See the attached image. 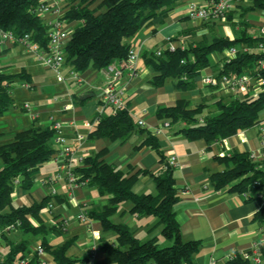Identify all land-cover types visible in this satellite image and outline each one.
<instances>
[{
    "label": "trees",
    "instance_id": "16d2710c",
    "mask_svg": "<svg viewBox=\"0 0 264 264\" xmlns=\"http://www.w3.org/2000/svg\"><path fill=\"white\" fill-rule=\"evenodd\" d=\"M41 0H0V30L10 31L17 37L29 34L31 41L44 50L47 45V26L35 9ZM255 2L253 9L264 8L262 0ZM178 0H68L67 10L60 20L63 24L79 22L74 27L70 39L64 48L65 65L71 66L75 74L88 68L104 70L109 65L122 69L132 47L124 41L138 33L147 23L161 24L173 11ZM96 4L94 9L90 6ZM228 17V15H227ZM175 40V39H174ZM170 39V41H174ZM256 40L247 36L246 31L239 38L215 37L210 41L202 38L174 51L167 48L144 58V63L153 71L151 84L161 87L168 81L174 83L177 90L190 91L195 88V78L200 72L212 66V56L222 55L230 47L247 46L253 48ZM256 54L238 52L236 58L225 63L220 58L216 64L217 75L238 76L251 69L259 58ZM19 76L0 73V115L13 108L12 84ZM213 90V89H211ZM207 107L206 102L191 106L186 101H177L168 107H159L156 117L170 120V125L184 124L177 132L189 140H204L207 144L219 142L248 130L256 125L259 115L264 111V96L258 99L231 98L226 103H215L216 114L200 118ZM135 132L145 134L140 146H148L162 161V169L150 174L155 184V194L136 195L131 187L137 174L128 176L102 159L104 151L83 159V166L76 169L81 181L87 180L99 195L107 196V204L100 209L86 212L89 220L98 221L105 232H113L116 244L103 241L99 249L103 258L95 264H194V255L200 243L183 241L179 226L175 220L173 206L176 204L177 190L174 182V168L169 165L159 150L154 134L138 127L126 108L108 116H99L88 138L108 141H125ZM55 130L52 126H31L14 136L12 142L0 146V229L15 226L24 237L40 236V245L44 248L48 264H76L85 260L67 256L73 240L53 246L47 236L64 233L60 225L47 223L42 210L49 204L54 205L56 196L49 194L39 202L16 207L12 203L15 189L29 191L33 186L38 168L50 161ZM225 165L222 172L210 176L215 190L227 189L238 196L247 195L244 202L255 201L256 194L264 189V171L258 170L247 152L233 151L227 156L216 158ZM145 173V172H144ZM259 182L253 187V181ZM129 202V213L136 217L150 216L162 227L161 236L170 242L160 248L156 240L141 242L123 224H115L111 217L117 212L118 205ZM32 221L36 225H32ZM252 221L264 223V208H260ZM3 233L0 244L7 248L5 264H11L16 258L23 257L32 241H8ZM259 255L264 262V246L259 247ZM36 264L35 260L31 262ZM226 264H251L249 260L236 255Z\"/></svg>",
    "mask_w": 264,
    "mask_h": 264
},
{
    "label": "crops",
    "instance_id": "0c3cea01",
    "mask_svg": "<svg viewBox=\"0 0 264 264\" xmlns=\"http://www.w3.org/2000/svg\"><path fill=\"white\" fill-rule=\"evenodd\" d=\"M59 4L62 12H65L68 0H61ZM203 4L204 0H178L163 23L149 22L126 39L124 42L137 52L136 68L133 72L122 68L117 84L133 122L154 134L165 160L171 157L175 160L173 175L178 200L173 212L182 240L200 243L194 255V264H226L227 258L248 253L253 245L264 246V223L252 221L259 210L257 202H244L226 188L215 190L210 176L225 169L217 157L227 156L233 151H253L257 147V138L248 136L247 130H244L225 139L224 143L207 144L202 139L193 141L178 133L184 124L162 127L161 120L155 114L159 107L172 106L177 101L196 106L207 101L211 89L200 86L197 77L194 80L195 88L190 91L177 90L171 81L154 87L151 84L153 71L144 63L145 57L166 49L168 38L175 39L172 41L175 46H186L202 38L222 37L218 26L236 22L235 17L244 21L242 19L249 12L264 11V8L253 9L255 2L248 0L232 9L224 23H201L187 18L190 5ZM95 7L96 4H93L89 9ZM260 17H264V14ZM244 23L245 31L247 26L255 29L252 36H248L254 39L264 20L257 24L250 21ZM78 25L79 22H71L67 27L73 30ZM225 38L236 39L227 31ZM220 58L212 57V66L206 72L215 71ZM72 72L71 66L66 64L57 74L24 47L11 43L0 45V73L20 75L12 84L13 108L0 115V146L12 142L17 133L33 125L41 128L57 125L61 137L74 147L76 156L84 159L104 151L102 159L105 163L128 176L138 173L131 187L134 194H155V184L150 174L159 172L163 163L150 147L140 146L145 134L135 132L125 141L88 138L99 116L113 114L110 107H104L101 103V93L112 80L111 76L104 70L88 68L82 73H74L78 77L76 80ZM25 105L29 106V110L25 109ZM139 122L143 125L139 126ZM232 138L236 139L232 141ZM52 146L55 147L53 141ZM56 175V165L46 162L38 168L29 191L15 189L12 203L19 207L39 202L49 194L56 196L52 210L50 213L42 212V217L49 224L63 219L67 223L64 233L59 236L50 234L52 237L47 236L48 242L56 246L73 240L67 256L85 260L76 264H95L103 258L99 249L101 240L116 244V236L113 232L103 231L98 221L89 220L88 224L80 220L79 213L104 207L108 197L99 195L97 189L88 184L76 187L72 197H68L63 179L48 182V177ZM130 207L129 202L119 204L111 221L125 225L141 242L156 240L159 246L164 247L170 244L161 236L162 227L155 218L131 215ZM92 232H97L98 237H94Z\"/></svg>",
    "mask_w": 264,
    "mask_h": 264
},
{
    "label": "built area",
    "instance_id": "2783aa9c",
    "mask_svg": "<svg viewBox=\"0 0 264 264\" xmlns=\"http://www.w3.org/2000/svg\"><path fill=\"white\" fill-rule=\"evenodd\" d=\"M246 1L248 0H204V4L201 6L190 5L188 7L187 18L201 23H224L227 14L236 6L243 4ZM35 13L40 16L47 26V45L44 50L40 49L36 43L31 41L29 34L17 37L10 31L2 30H0V45L11 43L13 45L22 46L28 52L34 54L37 59L41 60L45 67L58 74L60 69L65 65L64 48L70 39L72 30L67 27V24H63L60 20L63 12L58 0H41L35 9ZM254 39L256 40V45L253 48L247 46L230 47L225 49L220 56L222 61L229 63L236 58L238 52L259 55L260 57L256 60L251 69L238 76H228L225 74L217 75L215 71L206 72L208 69L206 68L202 70L197 77L200 86L217 90L223 95L233 96L241 100L246 98L255 100L264 96V24L259 27L258 35ZM166 41V48L171 52L174 51L176 46L170 41V38ZM178 47L183 49L184 45L179 44ZM157 55H159L158 52ZM136 61L137 52L133 48L128 53V57L122 66L123 69L126 68L130 72H133L136 68ZM104 71L111 76L112 80L101 93V103L104 107H110L112 112L115 113L116 111L125 108L122 90L117 84L118 79L122 75V69L114 65H109ZM71 75L77 80L78 77L74 75V72H72ZM24 107L29 110L28 105H25ZM261 124H264V120L259 121L254 126ZM138 125L142 126L143 123L139 122ZM160 125L162 127H168L170 125V120H161ZM53 129L55 130L53 137L55 151L50 162L56 165L57 175L55 177H48L47 180L48 182H54V180L63 179L66 183V192H68L67 196L69 197L76 187L85 186L88 183L87 180L81 181L76 173V169L83 166V159L76 156L74 147L71 144L66 143L65 139L61 137L58 131V126H53ZM78 140H80V138ZM221 141L224 143L225 139ZM247 153L251 161L256 164V168L264 171V126L258 128L257 147L253 151ZM168 161L170 166H175L174 158L171 157ZM259 185L260 184L257 180L252 183L253 187H258ZM52 194H54V191H52ZM241 197L247 199L246 194H242ZM256 199L259 209L264 208V189L256 194ZM52 208L53 205L49 204L42 210V212L50 213ZM79 219L86 221L88 224L90 223L84 212L79 213ZM66 223L67 222L60 220L53 223V225H60L62 230H64ZM12 231H15L14 225L1 228L0 238L3 233H11ZM92 235L98 237L97 232H92ZM241 257L249 260L251 264H264L259 255V246L257 245H253L251 251L241 254ZM233 258L234 257H229L227 258V261H230ZM34 260L36 264H48L44 248L36 243L30 244L27 253L21 258H16L11 264H32L31 262ZM0 264L5 263L2 261Z\"/></svg>",
    "mask_w": 264,
    "mask_h": 264
},
{
    "label": "rangeland",
    "instance_id": "374dc122",
    "mask_svg": "<svg viewBox=\"0 0 264 264\" xmlns=\"http://www.w3.org/2000/svg\"><path fill=\"white\" fill-rule=\"evenodd\" d=\"M58 1H59V3L61 2V0H58ZM262 14H264V11L256 10L254 12H249L246 15V17H244L242 20H244L245 22H248V21L254 22L256 24L257 23H261L262 20H264V17H260V16H262ZM235 19H236L235 20L236 22H240L239 24L241 26H238L239 24L236 23V22H232L231 24L220 25V26H218V32H220V34H221L220 36L225 37V33L227 31L228 34L233 35V37H235V38H239L240 37V35L245 30V28H244L245 27V23H244V21H241L237 17H235ZM254 23H253V25H255ZM246 29H247L246 30L247 36H252V34L254 33L255 29L253 27H248V26L246 27ZM215 33H216L215 32V28H213V34L215 35ZM207 40L210 41L211 39H207ZM214 56L219 57L218 54H214ZM214 56H212V57H214ZM211 61H213V60L211 59ZM231 98H235V97L223 95L221 92H219L217 90H210L209 93L207 94V101H206L207 107L202 111L200 116L204 117L206 115H215L216 112H217L216 107H215V103L218 100H222L223 103H226ZM259 120L260 121L264 120V111H262L260 113ZM260 126H264V124H261V125L254 126V127L250 128L249 130L246 131L247 135L248 136H254L255 138L258 139V128ZM235 139L236 138H232V141H234ZM0 164H1V162H0ZM66 190H67V187H66ZM72 195H73V192H72L71 196H69V197H72ZM63 221L67 222L66 219H63ZM32 225H36V223L34 221H32ZM48 236L52 237V235H48ZM7 237H8V241L9 242L10 241H12V242L20 241L21 239H26V240L30 239L32 242H35L36 244H40V241L42 240V238L40 236H36V237H29V236L26 237L25 236L24 237L23 235H21L20 231H17V230L12 231L11 233L7 234ZM166 246H168V245H166ZM159 247L162 248L164 246L160 245ZM6 250H7V248L4 247L2 244H0V262L4 261V259H5ZM46 257H47V254H46ZM47 260H48V257H47Z\"/></svg>",
    "mask_w": 264,
    "mask_h": 264
}]
</instances>
